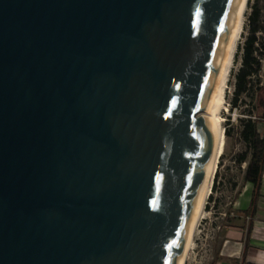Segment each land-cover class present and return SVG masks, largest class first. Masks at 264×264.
<instances>
[{
  "label": "water",
  "instance_id": "95a60500",
  "mask_svg": "<svg viewBox=\"0 0 264 264\" xmlns=\"http://www.w3.org/2000/svg\"><path fill=\"white\" fill-rule=\"evenodd\" d=\"M244 0H0V264H178Z\"/></svg>",
  "mask_w": 264,
  "mask_h": 264
},
{
  "label": "rangeland",
  "instance_id": "374dc122",
  "mask_svg": "<svg viewBox=\"0 0 264 264\" xmlns=\"http://www.w3.org/2000/svg\"><path fill=\"white\" fill-rule=\"evenodd\" d=\"M250 1L251 4H257L262 13V21H264V0H260L258 3L256 0ZM251 12L252 10L248 4L244 32L239 45L245 42V38L248 35V15ZM258 35L264 39V33H259ZM241 63L242 52H240L238 60L235 61L234 74L238 72ZM234 74L231 76L230 87L227 93L229 112L223 113L225 132L227 131L228 135H226L227 144L225 152L219 163L217 187L212 193L213 201L208 202L209 213L205 215L201 225H199L186 264H213L214 259L218 255L225 228L231 223L230 219H233L230 215L233 211L232 204L234 198L243 186L247 163L240 164L237 159L241 154L249 152V150L241 135L243 130L242 120L250 117V112H253L257 104L258 95L256 94V88L251 89L249 93L241 95L238 107L234 108L232 106L236 89ZM259 81L264 86V66L259 76L255 78V85ZM259 127L262 130L264 125L260 124Z\"/></svg>",
  "mask_w": 264,
  "mask_h": 264
},
{
  "label": "trees",
  "instance_id": "16d2710c",
  "mask_svg": "<svg viewBox=\"0 0 264 264\" xmlns=\"http://www.w3.org/2000/svg\"><path fill=\"white\" fill-rule=\"evenodd\" d=\"M257 3L260 0H256ZM249 7L252 12L248 15L249 29L245 42L239 45L235 61L238 60L240 52H242V63L238 72L234 74L236 78L235 95L232 100V106L237 108L239 105L240 97L243 94L249 93L251 89L256 88L258 95L257 104L250 112V117L242 120L243 130L242 137L248 146L249 152L243 153L239 156L237 161L240 164L247 163L244 173V183H251L253 185V197L251 210L248 214L253 213V208L256 205L260 189L262 187V176L264 172V133L259 132V124H264V86L260 81L255 85V78H257L263 69L264 63V39L258 34L264 33V21H262V13L257 4H251ZM226 135L228 132L226 131ZM218 172L215 177L213 190L217 187ZM213 201V196L209 198V202ZM206 209L210 208L207 205Z\"/></svg>",
  "mask_w": 264,
  "mask_h": 264
},
{
  "label": "crops",
  "instance_id": "0c3cea01",
  "mask_svg": "<svg viewBox=\"0 0 264 264\" xmlns=\"http://www.w3.org/2000/svg\"><path fill=\"white\" fill-rule=\"evenodd\" d=\"M264 125V124H263ZM260 126V124H259ZM259 132L263 135L264 128ZM253 185L244 183L233 201V211L213 264H264V172L253 213Z\"/></svg>",
  "mask_w": 264,
  "mask_h": 264
},
{
  "label": "bare ground",
  "instance_id": "6f19581e",
  "mask_svg": "<svg viewBox=\"0 0 264 264\" xmlns=\"http://www.w3.org/2000/svg\"><path fill=\"white\" fill-rule=\"evenodd\" d=\"M250 0H244V4L240 11L238 17V25L235 37L228 51L226 60L217 78L215 87L212 91L210 99L206 107V114L216 120L217 124V134H216V144L212 154L210 166L200 193V196L193 207L192 219L190 225V232L188 241L183 252V255L178 264H186L189 258L192 246L194 243V238L199 229L201 221L208 214L206 209L209 198L213 193V186L215 182V177L219 169V163L222 155L226 148V132L224 127L225 118L223 113L229 112V104L227 100V93L230 87V79L232 76V71L235 65V58L239 48L240 40L243 36L245 27L246 12L248 10V4Z\"/></svg>",
  "mask_w": 264,
  "mask_h": 264
},
{
  "label": "built area",
  "instance_id": "2783aa9c",
  "mask_svg": "<svg viewBox=\"0 0 264 264\" xmlns=\"http://www.w3.org/2000/svg\"><path fill=\"white\" fill-rule=\"evenodd\" d=\"M203 221V220H202ZM202 221H201V223H202ZM201 223H200V225H201Z\"/></svg>",
  "mask_w": 264,
  "mask_h": 264
}]
</instances>
